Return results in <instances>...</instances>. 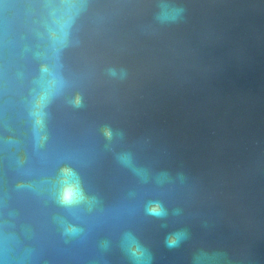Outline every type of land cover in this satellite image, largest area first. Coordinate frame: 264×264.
I'll return each mask as SVG.
<instances>
[{
    "label": "water",
    "instance_id": "water-1",
    "mask_svg": "<svg viewBox=\"0 0 264 264\" xmlns=\"http://www.w3.org/2000/svg\"><path fill=\"white\" fill-rule=\"evenodd\" d=\"M0 264H264V0H0Z\"/></svg>",
    "mask_w": 264,
    "mask_h": 264
},
{
    "label": "clouds",
    "instance_id": "clouds-1",
    "mask_svg": "<svg viewBox=\"0 0 264 264\" xmlns=\"http://www.w3.org/2000/svg\"><path fill=\"white\" fill-rule=\"evenodd\" d=\"M182 11H183V9H180V8H174V9H173V14H172L170 17H167V19H168V20L175 21V20L179 17L180 13H182ZM114 74H115V73H113V75H114ZM78 105H79V102H77V106H78ZM104 134H105V136L111 138L112 133H111L109 130L105 129ZM72 202H73V200L71 199V197H70L67 193H65V194L63 195V198H62V203H64V204H69V203H72ZM153 214H154V215H157V216H160V215H163V212L160 211V210H159V206H157L156 209H153ZM68 231L70 232V234H74V233L77 232V229L72 228V229H70V230H68ZM176 243H177V240L172 239L171 237L167 238V244H168L169 246L176 245Z\"/></svg>",
    "mask_w": 264,
    "mask_h": 264
}]
</instances>
